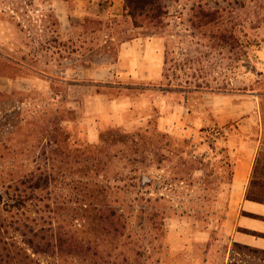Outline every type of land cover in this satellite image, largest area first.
Segmentation results:
<instances>
[{
    "label": "rangeland",
    "instance_id": "1",
    "mask_svg": "<svg viewBox=\"0 0 264 264\" xmlns=\"http://www.w3.org/2000/svg\"><path fill=\"white\" fill-rule=\"evenodd\" d=\"M85 1L0 0V174L46 172L31 214L99 252L66 264H264L228 226L239 161L238 180L249 188L255 176L251 192L264 201V20L254 28L264 0H210L242 10L239 34L252 44L240 57L194 26L193 0H163L170 12L157 28L135 27L124 0L77 12ZM136 36L163 41L160 81L62 73ZM111 203L125 210L117 230L99 219Z\"/></svg>",
    "mask_w": 264,
    "mask_h": 264
},
{
    "label": "trees",
    "instance_id": "2",
    "mask_svg": "<svg viewBox=\"0 0 264 264\" xmlns=\"http://www.w3.org/2000/svg\"><path fill=\"white\" fill-rule=\"evenodd\" d=\"M169 9L170 6L163 0H124L125 15L132 19L135 27L142 26L139 19H149V23L155 28L161 26L163 22L161 17L164 13H169ZM263 9L260 6L255 12L258 25L254 28L260 27L259 24L264 20ZM189 10L193 12L194 26L212 29L213 38L218 40L217 45L230 52L237 51L238 57L246 54V49L252 43L247 41L245 44L239 34L240 29L244 28L242 10L214 6L210 0H193ZM258 162L259 160L254 169L256 174ZM26 171L15 172L11 169L0 174V187L4 191L0 194V264H66L64 257L69 254L99 256V252L91 246L84 248L78 245L79 240L75 239L76 232L62 233L56 230V233L52 229H46L38 220L39 216L31 214L34 211L38 212L34 207L38 208V203L42 199L37 196L46 187V172L41 169ZM256 185L254 176L247 195L254 200L262 201L251 192ZM98 211L99 219L106 220L114 230H117L121 219H125L126 223L125 210L121 209V205L113 206L111 203L110 206L100 207ZM3 212H7V216H3ZM66 234H69V238H65ZM68 239H71L72 243L69 244V248H63V243ZM234 244L264 252L236 242ZM38 256L46 258V263Z\"/></svg>",
    "mask_w": 264,
    "mask_h": 264
},
{
    "label": "crops",
    "instance_id": "3",
    "mask_svg": "<svg viewBox=\"0 0 264 264\" xmlns=\"http://www.w3.org/2000/svg\"><path fill=\"white\" fill-rule=\"evenodd\" d=\"M89 3L90 0H86L77 12L90 13L92 7ZM58 15L64 27L66 20L69 21L70 18L66 4L62 7L60 5ZM70 60L76 63L64 67L62 73L84 76L93 84L130 85L160 81L163 78L165 65L164 45L159 38L145 40L136 36L128 41H122L116 55L109 52L98 53L94 55L92 64L87 66L78 63L77 59ZM241 163L239 161L236 166L232 204L228 216L231 238L233 242L264 251V201L248 197L247 183L243 185L244 179L238 180Z\"/></svg>",
    "mask_w": 264,
    "mask_h": 264
},
{
    "label": "built area",
    "instance_id": "4",
    "mask_svg": "<svg viewBox=\"0 0 264 264\" xmlns=\"http://www.w3.org/2000/svg\"><path fill=\"white\" fill-rule=\"evenodd\" d=\"M106 2L112 1V0H105Z\"/></svg>",
    "mask_w": 264,
    "mask_h": 264
},
{
    "label": "water",
    "instance_id": "5",
    "mask_svg": "<svg viewBox=\"0 0 264 264\" xmlns=\"http://www.w3.org/2000/svg\"><path fill=\"white\" fill-rule=\"evenodd\" d=\"M148 179V178H147Z\"/></svg>",
    "mask_w": 264,
    "mask_h": 264
}]
</instances>
